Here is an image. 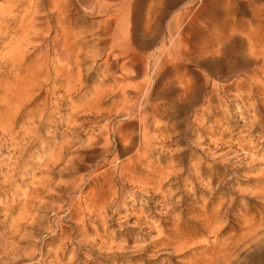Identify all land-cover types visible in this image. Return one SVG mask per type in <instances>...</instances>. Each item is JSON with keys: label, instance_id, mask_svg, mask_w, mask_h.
<instances>
[{"label": "rangeland", "instance_id": "rangeland-1", "mask_svg": "<svg viewBox=\"0 0 264 264\" xmlns=\"http://www.w3.org/2000/svg\"><path fill=\"white\" fill-rule=\"evenodd\" d=\"M184 1L0 0V264H264V0Z\"/></svg>", "mask_w": 264, "mask_h": 264}, {"label": "bare ground", "instance_id": "bare-ground-1", "mask_svg": "<svg viewBox=\"0 0 264 264\" xmlns=\"http://www.w3.org/2000/svg\"><path fill=\"white\" fill-rule=\"evenodd\" d=\"M123 1H124V0H123ZM163 1H164V2L161 3V4H162V9L160 8L161 11L159 10L160 12H158V14H157L158 19H160L161 17H163V15H164L163 13H165V11H166L165 9H166L167 7L174 6V5H176L178 2H182V1H184V0H163ZM215 1H216V0H205V1L203 2V5H202V6L205 7V9H207V8H208L207 6H209V5H213V4L215 3ZM65 2H66V1H65ZM114 2H115V1H114ZM114 2H113V3H114ZM184 2H185V1H184ZM58 3H59V2H58ZM118 3H119V2H118ZM122 3H123V2H122ZM59 4H60V3H59ZM61 4H62V2H61ZM66 4H69V3H66ZM126 4H127V3H126ZM109 5H110V4H109ZM114 5H115V4H113V6H114ZM59 6H60V5H59ZM128 6H129V5H128ZM29 8H31V7H29ZM58 8L61 9L60 7H58ZM171 8H172V7H171ZM99 9H100V8H99ZM158 9H159V8H158ZM35 10H37V9H35ZM63 10H64V9H63ZM63 10H62V11H63ZM0 11H1V10H0ZM26 11H27V10H26ZM66 11H67V10H66ZM113 11H114V10H113ZM116 11H117V10H116ZM118 11H120V10H118ZM121 11H122V10H121ZM6 12H7V11H6ZM27 12H28V11H27ZM31 12H32V11H31ZM31 12H30V13H31ZM122 12H123V11H122ZM32 13H33V12H32ZM35 13H36V12H35ZM106 13H107V12H106ZM116 13H117V12H116ZM166 13H167V12H166ZM166 13H165V14H166ZM1 14H2V13H1ZM24 14H25V13H24ZM37 14H38V13H37ZM59 14H60V13H59ZM59 14H58V15H59ZM62 14H63V13H62ZM28 15H29V14H28ZM58 15H57V16H58ZM107 15L110 16V13L107 14ZM123 15H124V14H123ZM21 16H22V15H21ZM21 16H19V18H20ZM26 16H27V15H26ZM29 16H30V15H29ZM29 16H28V17H29ZM45 16H46V15H45ZM57 16H55V17H57ZM59 16H61V14H60ZM64 16H66V15H64ZM111 16H112V15H111ZM111 16H110V17H111ZM12 17H13V16H12ZM14 17H15V16H14ZM28 17H25V19L28 18ZM121 17H122V16L120 15V18H121ZM165 17H166V16H165ZM16 18H17V16H16ZM47 18H48V17H47ZM57 18H58V17H57ZM67 18H68V17H67ZM106 18H107V17H106ZM123 18H124V17H123ZM20 19H21V18H20ZM25 19H24V20H25ZM29 19H30V18H29ZM33 19H34V17H33ZM35 19H36V18H35ZM52 19H53V18H52ZM58 19H59V18H58ZM39 20H40V19H39ZM53 20H54V19H53ZM66 20H67V19H66ZM121 20H123V19H121ZM13 21H14V20H13ZM17 21H18V19H17ZM26 21H27V20H26ZM26 21H25V22H26ZM28 21H30V20H28ZM33 21H34V20H33ZM54 21L56 22V20H54ZM59 21H60V20H59ZM68 21H69V20H68ZM117 21H119V20H117ZM35 22H36V21H35ZM72 22H73V21H72ZM112 22H115V21H112ZM19 23H20V22H19ZM57 23H58V22H57ZM110 23H111V22H110ZM121 23H122V22H121ZM124 23H125V22H124ZM22 24H24V23H22ZM43 24H44V23H43ZM115 24H116V23H115ZM52 25H53V24H52ZM58 25H59V24H58ZM72 25H73V24H72ZM108 25H109V24H107V26H108ZM111 25H113V24H111ZM26 26L29 27V26H31V24L27 25V23H26ZM26 26H25V27H26ZM49 26H50V25H49ZM53 26H54V25H53ZM65 26H71V24H69V25H65ZM117 26H119V25H117ZM28 27H27V29H23L24 27H23V28L21 27V28H22L21 30H23L22 33H21V36H22V34H23V37H22L21 40L18 39V40L20 41L19 44H17V43H18V40L15 39V40H17V41H16V45H15V46H14V43H12V44H13V47H14L13 50H15V49H19L18 46H20L22 43L24 44L25 42L30 41V40H32V39L34 38V37H31L30 35L35 34V33L33 32V33L30 34L31 31L28 30L30 27H29V28H28ZM35 27H36V26H35ZM40 27H41V26H40ZM47 27H48V26H46V28H47ZM31 28H32V27H31ZM53 28H54V27H53ZM56 28H57V27H56ZM59 28H60V27H59ZM64 28H65V27H63V29H64ZM115 28H116V27H115ZM122 28H123V27H122ZM126 28H127V27H126ZM43 29H44V28H43ZM48 29H49V28H48ZM66 29H68V28H66ZM70 29H71V28H70ZM73 29H74V27H73ZM37 30H38V28H37ZM116 30H117V29H116ZM34 31H35V30H34ZM39 31H40V30H39ZM57 31H58V30H57ZM63 31H64V30H63ZM71 31H72V30H71ZM71 31H70V32H71ZM125 31H126V30H125ZM6 32H7V31H6ZM20 32H21V31H20ZM45 32H46V31H45ZM55 32H56V30H55ZM59 32H60V31H59ZM59 32H58V33H59ZM61 32H62V31H61ZM67 32H68V31H67ZM112 32H113V31H112ZM40 33H41V32H40ZM40 33H39V34H40ZM68 33H69V32H68ZM104 33H105V32H104ZM115 33H116V32H115ZM117 33H118V32H117ZM124 33H126V32H124ZM18 34H19V33H18ZM39 34H38V35H39ZM44 34H45V33H44ZM4 35H5V34H4ZM8 35H9V34H8ZM125 35H126V34H125ZM63 36H64V35H63ZM61 37H62V36H61ZM67 37H69V36H67ZM75 37H76V36H75ZM120 37H122V32L119 33V35L116 37V42H115V44L112 45V46H115V45L118 46V44H119V45L124 44L125 40H124V41H122L121 39L118 40V38H120ZM124 38H125V37H124ZM5 39H6V38H5ZM46 39H47V37H46ZM46 39H45V40H46ZM63 39H64V38H63ZM63 39H61V41H63ZM71 39H72V37H71ZM10 40H11V39H10ZM15 40H14V41H15ZM36 40H37V39H36ZM36 40H35V41H36ZM217 40H218V39H217ZM217 40H216V41H217ZM32 41H34V40H32ZM37 41H40V40H37ZM64 41H65V40H64ZM75 41H76V40H75ZM114 41H115V40H114ZM114 41H113L112 43H114ZM7 42H9V41H7ZM11 42H12V41H11ZM51 42H52V41H51ZM54 42H55V41H54ZM54 42H53V43H54ZM44 43H45V42H43V44H44ZM55 43H56V42H55ZM65 43H66V42H65ZM104 43H105V42H104ZM112 43H111V44H112ZM3 44H4V43H3ZM8 44H11V43H8ZM75 44H76V43H75ZM108 44H109V43H108ZM111 44H110V46H111ZM40 45H41V44H40ZM56 45H57V44H56ZM105 45H106V44H105ZM207 45H208V44H207ZM11 46H12V45H11ZM35 46H36V45H35ZM41 46H42V45H41ZM50 46H51V45H50ZM74 46H75V45H74ZM110 46H109V47H110ZM6 47H7V44H6ZM23 47H24V46H23ZM31 47H33V46H31ZM31 47H30V50L32 49ZM38 47H39V46H38ZM69 47H70V46H69ZM71 47H72V46H71ZM115 47H116V46H115ZM24 48H25V47H24ZM42 48H43V47H42ZM104 48H105V47H104ZM116 48H117V47H116ZM21 49H22V48H21ZM54 49H55V48H54ZM69 49L73 50L72 48H69ZM105 49H106V48H105ZM112 49H113V48H112ZM9 50H11V49L9 48ZM13 50H12V51H13ZM27 50H28V49H27ZM40 50H41V49H40ZM42 50H43V49H42ZM98 50H99V49H98ZM98 50H97V51H98ZM15 51H16V50H15ZM23 51H24V49H23ZM214 51H215V50H214ZM16 52H17V51H16ZM33 52H34V51H33ZM56 52H57V51H56ZM68 52H69V51L67 50V53H68ZM74 52H75V51H74ZM100 52H101V51H100ZM120 52H121V51H120ZM120 52H119V53H120ZM123 52H124V51H122L121 54H122ZM125 52H127V51H125ZM259 52H260V51H259ZM8 53H12V52H8ZM24 53H25V52H24ZM31 53H32V52H31ZM39 53H40V52H39ZM105 53H106V52H105ZM2 54L7 55V54L5 53V51L2 52L1 55H2ZM14 54H15V53H14ZM14 54H13L12 56H13V57H16V55L14 56ZM16 54H18V53H16ZM20 54H21V52H20ZM35 54H37V52H36ZM114 54H115V52H114ZM1 55H0V56H1ZM8 55H10V54H8ZM32 55H33V54H32ZM115 55H116V54H115ZM131 55H132V54H131ZM191 55H192V54H191ZM193 55H194V54H193ZM12 56H8V60L10 61V63H12V60H11V59H14V58H12ZM19 56H20V55H19ZM19 56H18L16 59H18ZM56 56H57V55H56ZM66 56H67V55H66ZM66 56H65V57H66ZM68 56H69V55H68ZM72 56H73V55H72ZM129 56H130V55H129ZM129 56H128V57H129ZM195 56H196V55H195ZM1 57H2V56H1ZM5 57H6V56H5ZM22 57H23V56H21L20 59H21ZM26 57H27V56H26ZM34 57H35V55H34ZM70 57H71V55H70ZM120 57H121V56H120ZM193 57H194V56H193ZM200 57H202V56H200ZM71 58L73 59L74 57H71ZM194 58H196V57H194ZM27 59H30V58H27ZM75 59H76V58H75ZM124 59H125V58H124ZM198 59H199V58H198ZM213 59H214V58H213ZM8 60H7V61H8ZM25 60H26V59H25ZM30 60H31V59H30ZM30 60H29V61H30ZM32 60H33V58H32ZM32 60H31V61H32ZM67 60H69V59H67ZM76 60H77V59H76ZM121 60H122V59H121ZM200 60H201V58H200ZM9 61H8V62H9ZM14 61H15V59H14ZM31 61H30V62H31ZM34 61H35V59H34ZM54 61L56 62V60H54ZM54 61H53V62H54ZM74 61H75V60H74ZM205 61H206V60H205ZM2 62H3V61H2ZM4 62H5V60H4ZM8 62H7V64H8ZM25 62H26V61H25ZM25 62H24V63H25ZM37 62H38V61H37ZM37 62H36V64H37ZM71 62H73V61H71ZM216 62H217V61H216ZM13 63H14V62H13ZM33 63H35V62H33ZM33 63H31L30 65H32ZM38 63H39V62H38ZM47 63H48V62H47ZM0 64H2V63H0ZM3 64H4V63H3ZM7 64H6V65H7ZM19 64H20V62H19ZM25 64H26V63H25ZM55 64H56V63H55ZM55 64H53V65H55ZM67 64H68V63H67ZM125 64H126V63H125ZM213 64H214V62H211V63H210L211 66H212ZM65 65H66V64H65ZM74 65H76V64H74ZM208 65H209V64H208ZM0 66H1V65H0ZM3 66H4V65H3ZM18 66H19V65H18ZM27 66H28V65H27ZM27 66H26V68H27ZM46 66H47V64H46ZM71 66H73V64H72ZM121 66H122V65H121ZM205 66H206V64H205ZM213 66H215V64H214ZM10 67H12V66H10ZM14 67H15V66H14ZM34 67H37V66H34ZM47 67L49 68V66H47ZM61 67H63V66H61ZM61 67H59V68L61 69ZM2 68H3V67H2ZM37 68L39 69L40 67L38 66ZM63 68H64V67H63ZM7 69H8V67H7ZM31 69H32V68H31ZM0 70H1V69H0ZM26 70H27V69H26ZM44 70H46V68H45ZM44 70H43V71H44ZM69 70H70V69H69ZM6 71H7V70H6ZM27 71H28V70H27ZM30 71H31V70H30ZM53 71H54V70H53ZM15 72H16V71H15ZM58 72H59V71H58ZM11 73H12L11 70H9V71H7L6 74H7V75H11ZM20 73H21V72H20ZM28 73H29V72H28ZM60 73H61V72H60ZM65 73H66V72H65ZM65 73H63V74H65ZM0 74H1V72H0ZM18 74H19V73H18ZM30 74L32 75V72H31ZM30 74H29V75H30ZM31 75H30V78H31ZM69 75H70V74H69ZM23 76H24V75H23ZM33 76H34V75H33ZM36 76H37V74H36ZM40 76H41V75H40ZM52 76H53V72H52ZM67 76H68V74H67ZM13 77H14V76H13ZM25 77H26V76H25ZM71 77H72V76H71ZM10 78H11V77H10ZM15 78H16V76H15ZM32 78H33V77H32ZM35 78H36V77H35ZM37 78H38V77H37ZM59 78H60V77H59ZM66 78H67V77H66ZM68 78H69V77H68ZM2 79H3V78H2ZM8 79H9V78H8ZM21 79H22V78H21ZM42 79H43V78H42ZM0 80H1V79H0ZM3 80H4V79H3ZM3 80H2V81H3ZM10 80H13V78L10 79ZM24 80H25V79H24ZM63 80L65 81V78H63ZM72 80H73V78H72ZM72 80H71V81H72ZM7 81H9V80H7ZM19 81H20V80H19ZM28 81H29V80H28ZM33 81H35V80H33ZM37 81H38V80H37ZM61 81H62V80H61ZM64 81H63V82H64ZM23 82H24V81H23ZM23 82H22V84H24ZM45 82H46V81H45ZM68 82H69V81H68ZM72 82H73V81H72ZM6 83H7V82H6ZM13 83H14V81H13ZM20 83H21V82H20ZM20 83H19V86H20ZM25 83H27V82H25ZM39 83H40V82H39ZM1 84H2V82H1ZM36 84H37V83H36ZM71 84H72V83H71ZM11 85H12V84H11ZM26 85H27V84H26ZM37 85H38V84H37ZM46 85H47V84H46ZM7 86H9V85H7ZM7 86H6V87H7ZM12 86H13V85H12ZM21 86H22V85H21ZM24 86H25V85H24ZM34 86H35V85H34ZM2 87H5V86L3 85ZM72 87H73V86H72ZM17 88H18V87H15V86H14L13 88H8V87H7L5 90L3 89V90L6 91L8 94H10V96H12V97H16V100H13V99L11 100V101H16L15 103L12 102V103H14V104H16L17 102L19 103L20 101L24 100L25 97L27 98V96H28L27 93L25 94V92H27V89H26V88H24V87L21 88V89H17ZM34 88H35V87H34ZM66 89H67V86H66L65 90H66ZM0 90H1V89H0ZM3 90H2V91H3ZM21 90H22V91H21ZM34 90H35V89H34ZM72 90H73V88H72ZM72 90H71V91H72ZM2 91H1V93H3ZM66 91H67V90H66ZM15 92H17V94H19V96H18ZM37 92H38V91H37ZM210 92H211V91H210ZM1 93H0V95H1ZM4 93H5V92H4ZM21 93H24V95H27V96L23 97V94H21ZM30 93H31V92H30ZM30 93H29V95H30ZM35 93H36V92H35ZM35 93H34V94H35ZM41 93H42V92H41ZM71 93H72V92H71ZM12 94H14V95H12ZM31 94H33V92H32ZM72 94H73V93H72ZM210 94H211V93H210ZM68 95H69V94H68ZM1 96H2V95H1ZM30 96H31V95H30ZM37 96H38V95H37ZM4 97H5V96H4ZM12 97H10V98H12ZM210 97H211V96H210ZM210 97H209V98H210ZM5 98H6V97H5ZM10 98H9V99H10ZM28 98H29V96H28ZM14 99H15V98H14ZM0 101H3V100L0 99ZM7 101H8V100H7ZM9 102H10V101H9ZM24 102H25V101H24ZM129 102H130V100H129ZM5 103H6V102H5ZM3 104H4V102H3ZM6 104L9 105V103H6ZM20 105H21V104H20ZM15 106H16V105H15ZM127 106H128V105H127ZM5 107H8V106H5ZM17 107H18V105L16 106V108H17ZM20 107H21V106H20ZM139 107H141V106H139ZM3 108H4V106H3ZM11 108H12V104H11ZM14 108H15V107L13 106L12 109H14ZM47 108H48V107H47ZM128 108H129V107H128ZM6 109H10V108L8 107V108H6ZM123 109H127V108H123ZM16 110H17V109H16ZM127 110H128V109H127ZM42 111H43V109H42ZM0 112H1V111H0ZM7 112H8V111H7ZM9 112H10V111H9ZM19 112H20V111H19ZM132 112H133V111H132ZM16 113H17V112H16ZM38 113H40V111H39ZM123 113H124V112H123ZM3 114H5V113H3ZM3 114H1V115H3ZM8 114H9V113H8ZM8 114H5V115H8ZM10 114H11V113H10ZM12 114H13V113H12ZM14 114H15V113H14ZM1 115H0V119L2 118ZM39 115H40V114H39ZM10 116H11V115H10ZM17 116H18V115H17ZM37 116H38V115H37ZM41 116H42V115H41ZM12 117H13V116H12ZM14 117H15V115H14ZM4 118H5V117H4ZM4 118H3V120H5V123H6V119H7V118H6V119H4ZM9 118H11V117H8V119H9ZM39 118L42 119V117H39V116H38V119H39ZM11 119H12V118H11ZM32 120H34V119H32ZM0 121H1V120H0ZM11 122L14 123L13 121H11ZM28 122H29V121H28ZM8 123H9V121H8ZM8 123H7V124H8ZM24 123H25V122H24ZM22 124H23V123H22ZM27 124H28V123H27ZM27 124H25V126H26ZM0 125H3V126H4V123H2V124H0ZM8 126H9V125H7V127H6L7 129H9ZM11 126H12V125H11ZM9 127H10V126H9ZM0 128H2V127H0ZM23 128H24V126H23ZM27 128H29V126H28ZM27 128H25V129L27 130ZM7 129H6V130H7ZM25 129H24V130H25ZM31 129H32V127H31ZM4 131H5V130H4ZM9 131H10V130H9ZM9 131H8V132H9ZM27 131H29V130H27ZM30 131H31V130H30ZM0 132H2V131H0ZM18 132H19V131H18ZM25 132H26V131H25ZM6 133H7V132H6ZM10 133H11V132H10ZM14 133H15V132H14ZM14 133H12V134H14ZM24 134H25V133H24ZM12 136H13V135H12ZM21 136H23V135H21ZM10 137H11V136H10ZM13 137H14V136H13ZM7 138H8V137H7ZM19 138H20V137H19ZM13 141H14V140H13ZM15 142H16V141H15ZM15 142H14V143H15ZM17 144H18V143H17ZM15 145H16V144H15ZM13 147H14V146H13ZM14 149H15V148H14ZM213 226H214V225H213ZM249 228H250V227H249ZM245 229H246V228H245ZM251 230H252V229H251ZM255 230H256V229H255ZM252 231H253V230H252ZM257 231L259 232V230H257ZM253 232H254V231H253ZM216 233H217V232H216ZM211 235H212V234H211ZM255 235H256V234H255ZM244 236L246 237V235H244ZM247 236H248V235H247ZM234 237H235V236H234ZM245 237H244V238H245ZM252 237H253V236H252ZM261 237H262V236H261ZM250 238H251V237H250ZM254 238H255V237H254ZM256 238H258V237H256ZM256 238H255V239H256ZM227 239H228V238H227ZM235 239H236V238H235ZM245 239H246V238H245ZM255 239H254V240H255ZM211 240H212V239H211ZM224 241H225V240H224ZM226 241H227V240H226ZM226 241H225V242H226ZM229 241H230V240H229ZM242 241L244 242V239H243ZM242 241H241V242H242ZM258 241H259V240H258ZM180 242H181V241H180ZM214 242H215V241H214ZM241 242H240V243H241ZM243 242H242V243H243ZM250 242H251V241H250ZM256 242H257V240H256L254 243H256ZM191 243H192V242H191ZM219 243H220V242H219ZM240 243H239V244H240ZM251 243H253V242H251ZM180 245H181V244H180ZM236 245H238V244H236ZM244 245H246V244H244ZM247 245H248V244H247ZM251 245H252V244H251ZM251 245H249V246H251ZM235 247H236V246H235ZM227 248H228V247H227ZM247 248H248V247H247ZM211 249H213V248H211ZM235 249H236V248H235ZM227 250H228V249H227ZM243 250H244V249H241V252H242ZM218 251H219V250H218ZM223 251H224V250H223ZM228 251H229V250H228ZM230 251H231V253H233L231 249H230ZM241 252L238 253V255L241 254ZM224 253H226V252H224ZM227 253H228V252H227ZM224 255H225V254H224ZM224 255H223V257H224ZM229 255H230V254H229ZM238 255H237V256H238ZM235 256H236V255H235ZM237 256H236V258H237ZM226 257H227V256H225L224 258H226ZM232 257H233V256H232ZM224 258H223V259H224ZM261 258H262V257H261ZM216 259H217V258H216ZM220 259L222 260V258H220ZM231 260H233V259H231ZM253 260H254V258H253ZM255 260H256V259H255ZM262 260H264V259H262ZM227 261H229V259H227ZM256 261H257V260H256ZM204 262H205V261H204ZM213 262H214V259H213ZM213 262H211V263L214 264ZM245 263H246V262H245ZM207 264H209V263H207ZM222 264H223V263H222ZM230 264H231V263H230Z\"/></svg>", "mask_w": 264, "mask_h": 264}]
</instances>
